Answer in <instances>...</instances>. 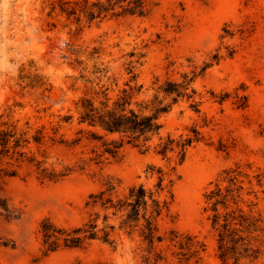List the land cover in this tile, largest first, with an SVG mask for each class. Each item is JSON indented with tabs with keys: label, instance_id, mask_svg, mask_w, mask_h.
<instances>
[{
	"label": "rangeland",
	"instance_id": "1",
	"mask_svg": "<svg viewBox=\"0 0 264 264\" xmlns=\"http://www.w3.org/2000/svg\"><path fill=\"white\" fill-rule=\"evenodd\" d=\"M66 1L0 0V121L28 122L43 128L44 141L26 150L56 170L69 169L57 181L41 180L23 164L15 176L0 178V264H149L138 240L117 233L116 244L92 240L41 257L39 224L80 225L90 193L110 180L123 196L139 183L150 187L149 164L165 166L155 152L123 144L114 157L102 154L100 141L73 118L74 102L91 86L104 84L114 95L131 78L141 85L134 100L151 96L165 79L195 75L192 86L199 111L181 100L162 116L159 136L177 137L196 129L201 140L186 150L176 168L170 211L160 221L166 240L159 246L167 261L178 264L168 232L195 235L204 243L198 264H231L217 256L216 235L203 211L204 192L221 170L249 165L264 175V0H145L143 15L106 17L88 23L60 11ZM116 83V85L114 84ZM79 128H85L78 132ZM56 132V133H54ZM64 138L74 144L54 141ZM107 139L116 135H107ZM53 138V139H52ZM264 211V180L253 188ZM245 192V191H244ZM258 261L255 264H261Z\"/></svg>",
	"mask_w": 264,
	"mask_h": 264
},
{
	"label": "trees",
	"instance_id": "2",
	"mask_svg": "<svg viewBox=\"0 0 264 264\" xmlns=\"http://www.w3.org/2000/svg\"><path fill=\"white\" fill-rule=\"evenodd\" d=\"M62 5L60 11L67 17L75 16L77 20L83 17L88 23L106 17L145 13V0H80L66 1ZM128 72L132 73L131 78L114 95L104 84L88 88L74 102V114L63 115L62 122L67 123L74 118L80 126L101 131L87 130L90 133L88 137L100 141L102 154L111 157L125 143L138 147L141 152H148L150 141L158 136L153 147L165 161V166L147 165L146 174L155 177L152 185H132L123 196L114 195L115 183L108 180L104 188L87 196L84 203L87 216L78 226H59L51 219L43 218L39 224L41 257L59 249L79 248L92 240L116 244V234L122 233L129 240H138L144 263L167 261L159 248L166 240L159 221L169 213L173 202V185L179 178L176 168L184 161L187 148L199 142L201 136L191 128L187 134L161 137V118L181 100L189 102V107L195 112L199 111V100H194L196 90L192 86L195 75L183 73L179 80L167 78L153 87L149 98L134 100L141 85L134 82L132 67ZM31 130L28 122L18 128L16 123L0 121V178L15 176L25 163L33 166L43 181L63 178L69 173L67 167L56 170L58 163L48 165L45 157L38 159L33 152L26 150L28 143L39 145L44 141L43 128L35 129L33 133ZM84 130L79 128L78 132ZM107 135L116 137L107 139ZM79 140L80 137L71 141L61 137L54 139L65 144ZM250 168L249 165L224 168L203 194V211L207 213L210 227L216 235L217 256L226 263L255 264L261 261L264 264V211L256 208L254 200L244 198L245 194H253L257 198L256 191L252 190L253 178L255 184L261 186L264 175L250 174ZM168 234V240L175 248L172 255L178 264L199 263L204 251L202 241L195 235L175 229H170Z\"/></svg>",
	"mask_w": 264,
	"mask_h": 264
}]
</instances>
